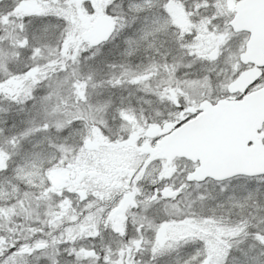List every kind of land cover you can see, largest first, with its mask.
Returning a JSON list of instances; mask_svg holds the SVG:
<instances>
[{
	"label": "snow or ice",
	"instance_id": "obj_1",
	"mask_svg": "<svg viewBox=\"0 0 264 264\" xmlns=\"http://www.w3.org/2000/svg\"><path fill=\"white\" fill-rule=\"evenodd\" d=\"M0 264H264V0H0Z\"/></svg>",
	"mask_w": 264,
	"mask_h": 264
}]
</instances>
